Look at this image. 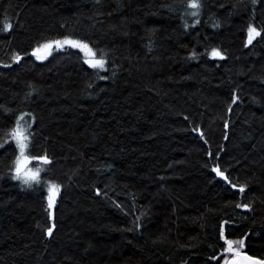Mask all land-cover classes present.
Listing matches in <instances>:
<instances>
[{
  "label": "trees",
  "instance_id": "1",
  "mask_svg": "<svg viewBox=\"0 0 264 264\" xmlns=\"http://www.w3.org/2000/svg\"><path fill=\"white\" fill-rule=\"evenodd\" d=\"M201 3L0 0V264H223L224 221L264 258V31L245 47L264 0ZM65 37L104 69L71 46L32 55ZM28 113L27 153L50 160L31 161L32 187L12 179L8 135Z\"/></svg>",
  "mask_w": 264,
  "mask_h": 264
},
{
  "label": "snow or ice",
  "instance_id": "2",
  "mask_svg": "<svg viewBox=\"0 0 264 264\" xmlns=\"http://www.w3.org/2000/svg\"><path fill=\"white\" fill-rule=\"evenodd\" d=\"M251 3L253 5L258 3V0H251ZM187 7L193 9L194 11L191 12L192 16H197L199 14V9L202 7L201 0H187ZM199 21H197L198 23ZM12 25L10 23H5L3 26V31H9L11 29ZM187 27V25H186ZM262 31L264 29L258 30L252 23H249L247 26V40L245 43V47L253 43V40H255L257 37L261 36ZM65 44L73 47L78 48L81 52L86 54L85 63L88 64L89 67L93 69H104L105 66V59L103 58V54L97 58L96 51L92 49L88 43L82 41V40H74L69 37H65L63 40H57V41H50L45 44L39 45L36 49L33 50L32 55L36 56L37 59H46L47 55L51 54V48L53 45H55L57 48L63 47ZM44 49L46 51V55L41 56L39 54L40 50ZM193 58L195 57V53L192 54ZM212 57H218L220 59H224V56L222 53L216 49L213 48L211 52L209 53ZM21 57L19 55H14L13 60L19 61ZM7 66V65H6ZM102 79L105 77H101ZM233 103H236V98H233ZM231 110V108L229 109ZM25 115H31L28 114H21L16 118L15 126L11 128L8 135L10 138L15 142L16 149H18V154L15 156L13 165H12V179L18 180L22 184L27 185L29 187H32L34 184L38 185L40 183L39 180V173L41 171L40 167L31 168L29 165L31 164V161L35 160L38 161L40 164H49L50 160L47 157V155H31L27 153V149L29 148V144L31 143L30 137L31 132L29 129L31 128V123L24 120ZM23 122V123H22ZM3 145L0 144V147ZM209 155L211 156L212 153L209 152ZM216 173L217 176L223 177L225 180H227V177L224 175V172L220 170L219 166H216L212 169ZM233 187H236V185H233ZM60 186L56 184H52L49 182L47 187L48 195L46 197L47 200V209L51 210L54 208L56 203V198L59 195ZM239 191L243 193L245 191V186L240 185ZM99 194V192L97 193ZM237 207H243V208H249L248 204H238ZM49 219H52V212L48 211ZM228 222L225 221L224 224H227ZM224 224L220 226V232H219V238L224 241L223 245V264H264V258H257L251 255H248L247 253L243 252V249L245 247L244 240H234L227 238L225 235V228ZM55 225L49 226L45 229L48 236L53 235V229ZM211 259H216L215 256L211 257Z\"/></svg>",
  "mask_w": 264,
  "mask_h": 264
},
{
  "label": "water",
  "instance_id": "3",
  "mask_svg": "<svg viewBox=\"0 0 264 264\" xmlns=\"http://www.w3.org/2000/svg\"><path fill=\"white\" fill-rule=\"evenodd\" d=\"M58 40H61V39H58ZM253 42H254V40H253ZM249 46V45H248ZM211 58L212 59H216V58H218V57H212L211 56ZM220 177V176H219ZM222 180H224V181H226L223 177H220ZM57 185V184H56ZM47 195H48V192L46 193V195H45V208L47 209V200H46V197H47ZM59 197H60V191H59V195L57 196V198H56V203H55V206H54V208L53 209H51V210H49V211H51L52 212V219L51 220H54V215H55V211H54V209H55V207H56V205H57V202H58V199H59ZM48 210V209H47ZM241 210L242 211H248L249 210V208H241ZM225 222V221H224ZM224 222H222V224H224ZM221 224V225H222ZM226 225H229V223H227V224H224V228H226ZM225 235H226V233H225ZM245 238H243V240H244ZM223 241V240H222ZM223 243H224V241H223ZM243 252H245L244 250H243ZM246 253V252H245ZM224 253H222L221 254V256L223 255Z\"/></svg>",
  "mask_w": 264,
  "mask_h": 264
},
{
  "label": "rangeland",
  "instance_id": "4",
  "mask_svg": "<svg viewBox=\"0 0 264 264\" xmlns=\"http://www.w3.org/2000/svg\"><path fill=\"white\" fill-rule=\"evenodd\" d=\"M61 40H63V39H61ZM55 41H56V40H55ZM44 44H45V43H44ZM41 45H42V44H41ZM37 47H38V46H37ZM37 47H36V48H37ZM67 47H70V46L67 45V44H65L63 47H61V48H57L55 45H53L50 51H51V53H52V52H54L55 50H58V49H59V50H64V49L67 48ZM36 48H35V49H36ZM46 51H47V50L41 49L40 52H39V54H40L41 56H44V55H46ZM49 56H50V55H47V57H49ZM34 57L36 58V56H34ZM36 59H37V58H36ZM37 60H44V59H37ZM54 184H55V183H54Z\"/></svg>",
  "mask_w": 264,
  "mask_h": 264
}]
</instances>
